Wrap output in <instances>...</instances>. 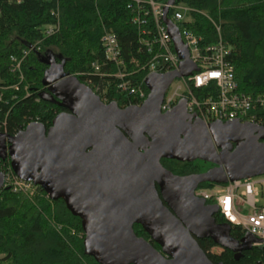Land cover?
I'll return each instance as SVG.
<instances>
[{
  "label": "water",
  "instance_id": "obj_1",
  "mask_svg": "<svg viewBox=\"0 0 264 264\" xmlns=\"http://www.w3.org/2000/svg\"><path fill=\"white\" fill-rule=\"evenodd\" d=\"M166 14L167 8L163 22L181 66L172 74L148 76L149 94L140 106L120 110L115 102L102 103L64 72V62L47 54L45 90L38 98L64 112L49 128L31 122L13 136L0 132V161L9 159L17 178L41 188L51 201L62 200L80 218L85 251L98 264H213L197 243L205 238L238 261L257 241L246 233L239 241L231 238L230 226L215 222L217 207L193 192L203 183L264 176V128L237 122L205 126L187 115L184 103L161 114L167 86L196 69ZM161 159L213 168L176 176L162 168ZM3 181L0 172V191ZM134 225L148 241L135 235Z\"/></svg>",
  "mask_w": 264,
  "mask_h": 264
},
{
  "label": "trees",
  "instance_id": "obj_2",
  "mask_svg": "<svg viewBox=\"0 0 264 264\" xmlns=\"http://www.w3.org/2000/svg\"><path fill=\"white\" fill-rule=\"evenodd\" d=\"M197 11L189 14L190 22L179 25L204 38L217 40L214 25L198 12L219 25L223 43L230 48L229 61L234 67L238 90L256 96L264 90V0H177ZM127 0H0V131L13 136L29 123L49 128L62 109L39 100L45 90L41 85L47 67L42 58L51 54L57 63L64 62V72L84 84L81 73L91 71L90 64L102 59L99 38L104 30L113 33L122 56L138 57L143 51ZM57 24L48 37L46 26ZM40 50H30L35 43ZM20 74L14 70L11 57L20 59ZM11 71H15L14 73ZM17 88V90L11 88ZM117 97V96H116ZM5 102H8L6 105ZM118 105L125 103L117 97ZM161 164L176 176L206 172L211 165L164 160ZM11 170L9 161H0V169ZM203 183L199 186L209 187ZM217 224L225 221L214 215ZM135 235L148 241L139 225ZM244 233L230 226V237L240 240ZM199 247L213 264H264V247L243 252L238 261L233 254L218 248L211 240H197ZM154 249L156 244L150 242ZM218 252H213V249ZM0 264H98L84 248L81 220L73 216L62 200L51 201L39 187L33 196L0 191Z\"/></svg>",
  "mask_w": 264,
  "mask_h": 264
},
{
  "label": "built area",
  "instance_id": "obj_3",
  "mask_svg": "<svg viewBox=\"0 0 264 264\" xmlns=\"http://www.w3.org/2000/svg\"><path fill=\"white\" fill-rule=\"evenodd\" d=\"M127 1V8L132 14L130 22L136 28L138 43L144 53L140 50L138 57H123L116 36L103 31L99 38L102 59L90 64L89 73H81L84 85L102 103H112L119 97L125 101L124 105L140 106L149 94L145 86L148 76L179 71L182 61L163 22L164 9L167 8L166 19L177 27L187 50V60L196 69L188 76L171 81L161 100L160 112L170 113L178 104L184 103L187 115L205 126L215 122H237L264 128V90L256 96L238 90L234 67L229 61L231 51L221 39L219 25L198 12L214 25L217 34L216 41L207 42L192 30L179 28V25L190 22V13L197 12L185 4L177 0L172 6H168L169 0ZM57 28V24L46 26L42 34L51 36ZM29 49L39 51V43ZM26 55L23 53L20 59L10 58L21 79V63ZM11 89L17 90L15 87ZM4 90L7 88H0V102L3 101ZM4 124V130L0 132L7 134ZM0 172L4 175L3 189L14 194H25L29 198L34 195L37 186L20 180L11 170L1 168ZM263 188L264 177L260 176L209 187L198 186L193 195L203 200L205 205L216 206V214L226 224L240 228L244 235L246 233L254 237L257 241L251 244L252 247H264V205H260L264 197Z\"/></svg>",
  "mask_w": 264,
  "mask_h": 264
},
{
  "label": "flooded vegetation",
  "instance_id": "obj_4",
  "mask_svg": "<svg viewBox=\"0 0 264 264\" xmlns=\"http://www.w3.org/2000/svg\"><path fill=\"white\" fill-rule=\"evenodd\" d=\"M44 91V90H43ZM42 92V91H41ZM117 105V107L120 109V110H123V109H125V108H127V107H129V106H127V105H124V104H121V105H118V104H116ZM61 112H64V110L62 109V111ZM60 112V113H61ZM162 114V113H161ZM236 144L235 143H229L228 142V147H232V146H235ZM164 160H166V159H161L160 160V164H161V162L163 161L165 164H167V162H165ZM5 161H10L9 159L8 160H5ZM168 162L170 161V163H171V161H174V160H167ZM207 164H209V163H207ZM162 165V164H161ZM209 165H211V164H209ZM164 166L162 165V168H163ZM211 168H213V165H211V167H209L208 168V170L209 169H211ZM164 169H166V168H164ZM167 170V169H166ZM82 225V224H81ZM202 240H204V239H202ZM153 244H155L154 242H152ZM219 248V247H218ZM216 249V248H215ZM215 249H213L212 251L213 252H217ZM221 249V248H220ZM160 250V249H159ZM158 250V251H159ZM246 252V251H245ZM242 254H243V252L241 253V256H240V258L242 257Z\"/></svg>",
  "mask_w": 264,
  "mask_h": 264
},
{
  "label": "rangeland",
  "instance_id": "obj_5",
  "mask_svg": "<svg viewBox=\"0 0 264 264\" xmlns=\"http://www.w3.org/2000/svg\"><path fill=\"white\" fill-rule=\"evenodd\" d=\"M75 77V76H74ZM264 177V176H263ZM263 192H264V188H263V190H262ZM260 205H264V197H263V199H261V201H260ZM217 252H218V249H215Z\"/></svg>",
  "mask_w": 264,
  "mask_h": 264
}]
</instances>
